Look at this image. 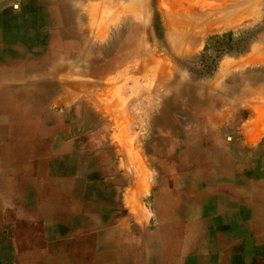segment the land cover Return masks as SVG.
<instances>
[{"label": "rangeland", "instance_id": "obj_1", "mask_svg": "<svg viewBox=\"0 0 264 264\" xmlns=\"http://www.w3.org/2000/svg\"><path fill=\"white\" fill-rule=\"evenodd\" d=\"M242 1L0 0V264H264V0ZM180 82L207 102L165 123Z\"/></svg>", "mask_w": 264, "mask_h": 264}, {"label": "bare ground", "instance_id": "obj_2", "mask_svg": "<svg viewBox=\"0 0 264 264\" xmlns=\"http://www.w3.org/2000/svg\"><path fill=\"white\" fill-rule=\"evenodd\" d=\"M137 1V0H136ZM190 1H192V0H190ZM208 1V0H207ZM210 1V0H209ZM240 2V1H239ZM239 2H237L238 3V5H239ZM242 2H244V1H242L241 0V3ZM201 3V2H200ZM199 3V4H200ZM204 3H205V0H204ZM207 3V2H206ZM215 4L217 3V2H214ZM236 3V4H237ZM190 4H192V3H190ZM199 4H198V6H199ZM201 4H203V2L201 3ZM200 4V5H201ZM218 4V3H217ZM216 4V5H217ZM224 4V3H223ZM214 5V4H213ZM213 5H212V3H209V5H207L206 6V4H204V6L203 5H201L200 7H201V9H200V7H195L196 5L194 4V7L196 8L195 10H191L192 8L191 7H193V5H189L190 7H188L187 8V10L185 11V12H188V11H192L191 13H189V16L191 17V20L193 21V23L194 22H196V20L195 19H197V20H200V19H203L204 21L202 22V23H200V24H202V25H204V27L205 26H207V27H212V25H214V22H216V21H218V20H224L223 19V17L222 16H220V14L221 13H217V12H213V10H215V8L213 7ZM215 5V6H216ZM221 5V4H220ZM237 5V6H238ZM222 6V5H221ZM207 7H209V9H207ZM249 7H252V6H250L249 5ZM214 8V9H213ZM222 8V7H221ZM244 8V7H243ZM243 8H241V9H243ZM92 9V8H91ZM90 9V10H91ZM95 9V8H94ZM93 9V10H94ZM194 9V8H193ZM218 9H220V8H218ZM246 9L248 10V6H246ZM92 10V11H93ZM125 10H126V8H125ZM129 10V9H128ZM243 10H245V9H243ZM92 11H90V12H92ZM94 11H96V10H94ZM180 12H183V11H180ZM185 12H183V14H180L179 16H185L186 14H185ZM242 13H243V11H241ZM97 13V12H96ZM96 13H92V14H96ZM185 14V15H184ZM243 14H245V13H243ZM247 14H249V13H247ZM246 14V15H247ZM97 15V14H96ZM218 15V16H217ZM98 17H102V16H97V18ZM172 17V16H171ZM173 17H175V16H173ZM189 17V18H190ZM97 18H95V20H97ZM100 18H98V19H100ZM168 18V17H167ZM200 18V19H199ZM169 19V18H168ZM183 19V18H182ZM227 19H228V17H227ZM101 21H104V20H101ZM189 21V20H188ZM199 22H201V21H199ZM192 23V25H190V24H188V25H190L191 27H193L194 26V24ZM204 23V24H203ZM98 24H99V22H98ZM199 24V25H200ZM93 25V24H92ZM97 25V24H96ZM102 25V24H101ZM197 25V24H196ZM195 25V26H196ZM199 25H197L196 27H199ZM173 26V25H172ZM190 26H188V27H190ZM194 26V27H195ZM201 26V25H200ZM97 27H99V26H97ZM201 27H203V26H201ZM185 28V27H184ZM99 29H101V27L99 28ZM101 30H104V29H101ZM176 31H177V29H175ZM96 31H98V29L96 30ZM105 31V30H104ZM189 31V30H188ZM99 32H100V30H99ZM138 32V31H137ZM144 35V34H143ZM104 38V37H103ZM65 44L64 45H67V47H66V49H65V47H64V51H67V49L68 48H70L69 47V45H70V43H71V39L68 37V38H66L65 37ZM249 61V60H248ZM247 61V62H248ZM221 68H223V67H221ZM154 70V69H153ZM155 72V71H154ZM225 72H226V70L223 68V74H225ZM261 72V71H260ZM243 74V73H242ZM222 76V75H221ZM263 76H264V74H263ZM217 77V76H216ZM231 77V76H230ZM220 78V77H219ZM226 78V77H225ZM254 78V77H253ZM215 80V79H214ZM168 81V80H167ZM239 81V78L237 79V81H235L236 82V84L234 85V86H237V82ZM148 82V81H147ZM216 82H217V78H216ZM140 83V82H139ZM151 83H152V81H151ZM156 83L158 84H156V86H157V90L155 91V93H166V92H168L169 91V89H168V87L165 85V86H163V84H164V81L163 80H158V81H156ZM213 83V82H212ZM214 83H215V81H214ZM141 84V83H140ZM143 84V83H142ZM153 84V83H152ZM146 84H144V86H145ZM242 86V85H241ZM170 87V86H169ZM211 87V86H210ZM192 87L191 86H189V85H187L186 83H182V82H180L179 84H178V86H176L175 88H172L173 89V92H174V94H175V99L174 100H176V102L174 101V102H171V103H169V102H167V101H164V107L163 108H168V109H170L169 111H167L166 112V117H165V123L166 122H168V123H173V121H175L176 119H177V115H178V113H175V111H174V105H175V103H177V101H181V102H183V105H184V107H186L188 104H190L191 102H195V103H197V104H200V105H202V104H204V103H206L207 101H206V99L205 100H202V99H197L198 98V96L195 94H193V92H192V89H191ZM224 88V87H223ZM242 88V87H241ZM117 89V88H116ZM141 89V88H140ZM145 89V88H144ZM203 89V88H202ZM226 89V88H225ZM117 91V90H116ZM152 91H154V90H152ZM203 91V90H202ZM229 91V90H228ZM116 93V92H115ZM150 93V92H149ZM216 93V92H215ZM164 95V94H163ZM117 96V95H116ZM141 96V95H140ZM139 96V97H140ZM158 96V95H157ZM162 96V95H161ZM138 97V96H137ZM131 100V99H130ZM170 100V99H169ZM154 101V100H153ZM161 101V100H160ZM108 102V101H107ZM139 102V101H138ZM139 104V103H138ZM102 105V104H101ZM104 105V104H103ZM114 105H116V103H113V102H111L110 100H109V102L107 103V106H108V108L110 109V111H112L113 112V108H114V112H116L118 115H122V114H126V113H128V111H125L124 109H123V105H118L117 107H115ZM215 105V104H214ZM102 108H104V109H106L105 107H102ZM125 109H127V108H125ZM132 110L131 111H133L134 109L133 108H131ZM184 111H185V113L186 114H188L187 112V109L186 108H184ZM114 116V115H113ZM226 116V115H225ZM115 117V116H114ZM223 118V117H222ZM121 121V120H120ZM218 121H219V119H218ZM131 123V122H130ZM129 123V124H130ZM117 124H118V122H117ZM128 124V123H127ZM125 125V124H124ZM123 126V125H122ZM179 128V127H178ZM246 129V128H245ZM252 129V128H251ZM247 130V129H246ZM251 131V130H250ZM246 132V131H245ZM203 138V137H202ZM159 141V140H158ZM160 143V142H159ZM165 145H166V147L167 148H175L176 147V149L175 150H179L180 149V147H181V145H180V141L178 140V139H173V138H171V139H168V140H166V142H165ZM153 147V146H152ZM202 153V155H200V156H204L205 155V153H204V151L203 152H201ZM138 161V160H137ZM144 174V173H143ZM147 174V173H146ZM142 177H143V175H142ZM149 185V184H148ZM136 186V185H135ZM144 186H146V185H144ZM141 188V187H140ZM145 191V190H144ZM142 192H143V188H142Z\"/></svg>", "mask_w": 264, "mask_h": 264}, {"label": "crops", "instance_id": "obj_3", "mask_svg": "<svg viewBox=\"0 0 264 264\" xmlns=\"http://www.w3.org/2000/svg\"><path fill=\"white\" fill-rule=\"evenodd\" d=\"M245 77V75L243 74V76H241V80H239L241 83H242V85L244 84V78ZM246 78V77H245ZM237 79H238V75L236 74H234V75H232L231 76V79L230 78H228V80H229V82H228V85H227V93H233V90H234V88L235 87H237V86H234L235 84H236V82L235 81H237ZM239 81L237 82V85L239 84ZM229 90V91H228ZM242 91H244V89L242 88ZM197 103H195V102H191L190 104H188L186 107H184V108H186L187 110H189V109H193V107L196 105ZM216 104V103H215ZM200 105V104H199ZM217 105V104H216ZM202 106V105H201ZM183 112H185L184 110H183ZM190 111H188L187 113H189ZM186 114V113H185ZM263 116V113L262 114H260V117H262ZM181 117L182 116H180V118H179V122H178V124H179V129H182V130H184V127L186 128V124H185V120H182L181 119ZM182 118H184V117H182ZM182 122V123H181ZM189 124V123H188ZM188 129H194V125L193 126H190V125H188V127H187ZM244 134H245V136H246V141H245V143L247 144V145H252L253 143L255 144L257 141H255V142H253V141H250V138H248V134H246V132H244ZM188 140V139H187ZM180 145H181V147H183L184 148V146L185 145H187V143L185 142V144H184V142H180ZM183 145V146H182ZM231 217H232V215H231ZM233 219V218H232ZM232 219H230V218H226V222L227 223H229V224H227L226 223V225L227 226H231V225H233V221H232ZM218 253H216L215 255L214 254H212L209 258H208V261H211V262H208V264L210 263V264H229L228 263V256L227 255H217ZM231 254V253H230ZM230 254H229V256H230ZM203 257H202V253L201 252H199V253H190V254H187V255H185L184 256V259H183V262H184V264H205V262L203 261V259H202ZM230 264H232V261H231V263Z\"/></svg>", "mask_w": 264, "mask_h": 264}]
</instances>
